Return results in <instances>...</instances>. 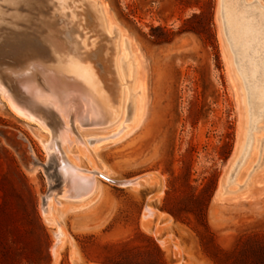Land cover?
<instances>
[{
    "label": "rangeland",
    "instance_id": "obj_1",
    "mask_svg": "<svg viewBox=\"0 0 264 264\" xmlns=\"http://www.w3.org/2000/svg\"><path fill=\"white\" fill-rule=\"evenodd\" d=\"M94 1L118 35L117 58L137 66L143 103L107 141L117 123L78 126L90 159L71 152L83 170L136 184L97 177L85 197H63L68 183L49 134L0 95V264H264V122H253L260 140L227 180L244 115L223 0ZM224 1L227 16L241 11ZM80 4L71 25L106 60L105 34Z\"/></svg>",
    "mask_w": 264,
    "mask_h": 264
},
{
    "label": "bare ground",
    "instance_id": "obj_2",
    "mask_svg": "<svg viewBox=\"0 0 264 264\" xmlns=\"http://www.w3.org/2000/svg\"><path fill=\"white\" fill-rule=\"evenodd\" d=\"M82 1L87 5L83 9H87V18L105 34L107 45L100 51H105L104 56L109 57L106 60L103 53L93 52V41L79 38L80 30L71 25L75 17L72 9L81 0H0V95L15 115L49 134L47 147L59 156L60 170L68 183L69 193L63 197L78 199L90 194L97 177L119 185L136 184V178L116 182L95 167L83 170L78 155L71 150L76 148L89 160L84 146L87 140L79 137L78 126L103 128L117 123L109 136H100L107 141L119 129L127 128L144 94L137 66L130 69L123 56L117 58L120 42L118 35L110 36L111 23L105 13L94 0ZM232 2L234 6L241 4V11L227 16L223 0L221 18L226 24L224 36L234 53V58L229 53V59L240 89L244 120L239 152L227 177L229 183L252 144L260 140L257 132L264 122V7L259 0ZM250 11L256 12V18L249 17ZM244 83L259 93L258 103L251 101ZM135 89L140 91L138 96ZM98 141L89 142L90 147L96 149Z\"/></svg>",
    "mask_w": 264,
    "mask_h": 264
}]
</instances>
